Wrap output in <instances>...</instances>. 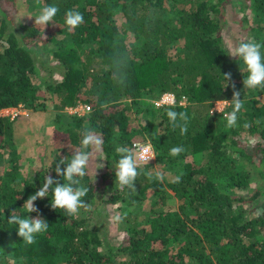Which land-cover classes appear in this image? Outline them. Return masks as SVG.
Masks as SVG:
<instances>
[{
  "label": "trees",
  "instance_id": "1",
  "mask_svg": "<svg viewBox=\"0 0 264 264\" xmlns=\"http://www.w3.org/2000/svg\"><path fill=\"white\" fill-rule=\"evenodd\" d=\"M247 1L255 19L264 21V0ZM224 2L43 0V7L56 5L60 9L54 22L61 38L51 32L44 37V29L35 22L18 25L15 30L10 27L11 17L4 9L0 11V109L19 104L32 110L40 107V92L34 83L35 48L49 43L56 44L54 55L61 63L62 80L50 82L47 89L56 94L62 107L79 102L91 106L89 113L73 116L71 124L55 133L53 147L62 153L53 156L50 175L63 183V177L56 175V164L74 154L63 151L71 146L79 148L82 131L91 127L102 135L106 165L99 183L86 170L81 183L89 191L83 199L91 206L104 188L110 189L113 203L124 195H132L136 201L152 199L148 226H130L116 248L114 254L122 264H191L187 259L196 260V264H264V186L251 188L254 172L238 169V159L254 165L253 156L238 138L217 127L210 114L216 101L231 100L234 84L244 103L239 113L243 127L248 124L244 129L250 134L260 133L264 155V128H259L264 117V103L259 104V97H264V88L245 89L244 65L229 56L222 33L227 21ZM69 9L84 17L83 24L73 31L64 24ZM117 14L122 15L126 31L135 38L133 43L128 44L120 34ZM178 40L182 46L171 51L169 45ZM255 40L262 45L264 55V39ZM225 73H231L227 88L222 77ZM165 93H173L177 99L175 104L159 107L160 129L151 140L156 160L175 163L206 153V161L202 166L184 162L180 181L166 184L149 172L152 164H144L138 168L136 190H121L114 175L119 159L115 148L133 144L131 107L145 95L158 99ZM183 96L187 97L186 104H181ZM169 107L187 113L185 135L169 124ZM19 119L0 116V164L2 151L14 147ZM178 145L185 152L169 155ZM12 163L0 175V264H112L115 255L101 250L104 243L98 229L89 228L84 218L53 210L51 193L34 202L39 215L48 222V230L32 245L22 242L16 226L7 220L13 210L28 215L23 204L48 174L43 169L34 179L21 180L19 163L15 158ZM168 190L181 201L178 208L169 205ZM29 215L35 218L37 213Z\"/></svg>",
  "mask_w": 264,
  "mask_h": 264
},
{
  "label": "rangeland",
  "instance_id": "2",
  "mask_svg": "<svg viewBox=\"0 0 264 264\" xmlns=\"http://www.w3.org/2000/svg\"><path fill=\"white\" fill-rule=\"evenodd\" d=\"M223 4L227 21L222 33L229 49L230 44H236L242 39L258 37L259 42L264 39V21L255 19L251 2L247 0H225ZM42 7L43 0H0V11L4 9L6 14L11 17L10 27L15 28V30H18L16 29L18 25L35 22L34 18L39 14ZM116 16L118 17L120 34L126 38L128 44L133 43L135 38L131 33L126 31L122 15L117 14ZM48 32H51L58 38L62 37V34L58 33V26L55 22L44 28V37ZM169 46L171 51H175L182 46V40H178ZM56 48V44L50 43L47 45L39 44L35 48L36 73L34 75V83L40 92V98L37 101L40 107H37L36 110L29 109L26 116L20 117V122L17 125L18 129L15 132L16 138L13 149L5 148L2 151L0 175L11 167L13 164L12 158H15L19 163L18 177L21 180L34 179L36 174L43 169L50 175L53 156L55 157L56 154L62 153L61 150H56L53 147L55 133L59 129H64L71 124L72 117L75 114L70 111L72 106L62 107L61 101L56 94L47 89L50 82L62 80L61 63L54 55ZM158 99H151L145 95L138 104L131 107L130 122L134 129L132 136L133 144L141 142L152 145L151 140L153 135L160 129ZM259 100V104L264 103V97L260 96ZM41 106H44V108ZM228 107L229 105L225 106L223 112H214L213 116L217 122L216 125L222 131L233 134L238 138L245 146L247 152L253 156L254 165L247 159H238V169L245 168L254 172L251 178V188L257 185L264 186V163H261V158L264 155L260 150V143H262L261 135L260 133L250 134L245 130L240 114H238V127L231 129L226 127L225 113L229 112ZM213 108H215V104ZM259 128H264V117L259 120ZM75 148L71 146L68 149H64L66 151L63 152H74ZM206 158V153L190 155L175 163H160L155 158L148 163L152 164L149 172L155 173L156 170H159L165 173L166 177L163 182L166 184L173 181L179 175L184 162H192L202 166ZM96 159L103 160L106 165L103 151L92 157L93 161ZM104 168L98 170L94 163H90L88 169L94 175L96 183L100 182V173L104 171ZM110 192L109 188H104L102 192H98L96 198L91 202L90 209L88 211L81 210L77 216L84 218L89 228L98 229L104 243L101 250L112 252L115 255L112 264H122L121 258L114 254L116 248L126 238L130 226L138 228L148 226L146 220L149 216L152 199L148 197L141 201H136L134 200V196L124 195L123 199H119L113 203L109 200ZM168 192L170 193L169 205L178 208L181 201L178 200L173 191L168 190ZM116 214H120L123 217L122 222L117 223L113 221L112 217ZM187 261L191 264L197 263L194 259H187Z\"/></svg>",
  "mask_w": 264,
  "mask_h": 264
},
{
  "label": "clouds",
  "instance_id": "3",
  "mask_svg": "<svg viewBox=\"0 0 264 264\" xmlns=\"http://www.w3.org/2000/svg\"><path fill=\"white\" fill-rule=\"evenodd\" d=\"M59 11L60 9L56 5L42 7L39 14L34 18L35 25L42 26L44 29L47 25L54 24V18ZM64 16V24L68 31L75 30L84 22V17L79 11L69 9L65 12ZM261 47L262 45L256 42L253 37L242 39L236 44H230L229 56L241 60L244 70L247 72V76L243 79L245 89L264 88V55L261 53ZM222 77L225 82L224 88H227L229 86L228 82L231 81V73H225ZM232 88L233 95L231 100L221 99L216 101L215 108H212L210 113L212 116L214 112H223L225 106L231 105L232 110L225 113L226 127L230 129L238 127V114L244 107L241 93L235 90L234 84H232ZM166 96L169 97L170 102V95L166 94ZM166 115L169 124L174 130L178 128L181 135L187 133L189 117L186 112H178L169 107ZM244 127L247 128L249 125L245 124ZM102 145V135L91 127L85 128L82 131L80 147L75 148L74 154L70 157H65L56 164V175L57 177H63V183H60L59 180L54 179L51 175H46L43 185L35 194L30 195L23 204L22 209L28 215H19L16 210L10 213L7 223L16 226L17 235L25 245L36 243L37 236L46 232L49 228L48 222L39 215L37 208L34 206V202L38 199H45L51 193V208L53 210H64L69 216H77L82 209H90L91 206L83 199L86 197L89 189L81 183V180L87 175L86 170L89 168L90 163H94L98 170L105 167L103 160H92L94 155L102 151ZM115 151L119 154V159L116 162L114 170L116 184L121 190L127 188L128 190L135 191V181L138 175H140L138 168L155 159L151 145L139 142L131 146L118 145ZM183 152H185V148L178 145L170 149L169 155L176 157ZM60 165H64V167L61 168ZM165 177V173L159 170L155 171V178L158 181L163 182ZM180 179L181 176L177 175L175 182L178 183ZM31 213H37L36 217L31 218L29 215ZM112 219L114 222L120 223L123 217L120 214H116Z\"/></svg>",
  "mask_w": 264,
  "mask_h": 264
},
{
  "label": "built area",
  "instance_id": "4",
  "mask_svg": "<svg viewBox=\"0 0 264 264\" xmlns=\"http://www.w3.org/2000/svg\"><path fill=\"white\" fill-rule=\"evenodd\" d=\"M166 94L170 95V102H169V97L166 96ZM176 96L173 93H165L163 94L160 99L157 101V105L159 107L164 106V105H172L175 104L176 102ZM187 103V97L183 96L181 99V104H186ZM71 113L75 115H85L91 111V106L89 104H83V103H78L76 106H72L70 108ZM29 109L24 105V104H19L17 106H11V107H3L0 109V116L2 117H8L11 120L18 118V117H24L28 114ZM137 143V142H136ZM141 143V142H139ZM147 144V143H146ZM151 145V144H149ZM151 148L154 152V148L151 145ZM155 154V152H154ZM150 160L149 162H151Z\"/></svg>",
  "mask_w": 264,
  "mask_h": 264
}]
</instances>
